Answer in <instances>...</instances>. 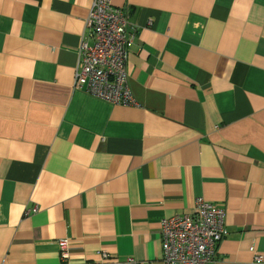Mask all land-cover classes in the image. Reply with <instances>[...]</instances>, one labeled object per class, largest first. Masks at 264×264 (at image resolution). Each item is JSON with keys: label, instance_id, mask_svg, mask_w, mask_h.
Wrapping results in <instances>:
<instances>
[{"label": "crops", "instance_id": "obj_1", "mask_svg": "<svg viewBox=\"0 0 264 264\" xmlns=\"http://www.w3.org/2000/svg\"><path fill=\"white\" fill-rule=\"evenodd\" d=\"M92 1L0 0V264H160L199 198L211 264H264V0H110L129 106L73 86Z\"/></svg>", "mask_w": 264, "mask_h": 264}, {"label": "built area", "instance_id": "obj_2", "mask_svg": "<svg viewBox=\"0 0 264 264\" xmlns=\"http://www.w3.org/2000/svg\"><path fill=\"white\" fill-rule=\"evenodd\" d=\"M85 28L87 34L78 51L73 86L114 104H136L125 69L128 46L133 40L125 11L114 7L110 0H93ZM35 210L33 207L26 213ZM160 223L163 233L160 264H211L218 243L228 234L225 211L201 198L195 200L192 213L164 217ZM57 244L61 259H69V239H59ZM100 256L101 262L96 264H104L110 257L104 251ZM263 260L260 255L254 257L257 263ZM121 264L152 263L127 257Z\"/></svg>", "mask_w": 264, "mask_h": 264}]
</instances>
